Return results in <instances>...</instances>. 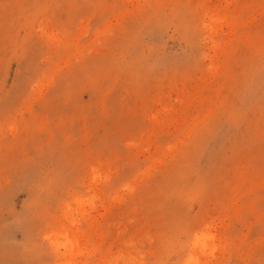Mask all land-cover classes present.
Here are the masks:
<instances>
[{
    "label": "rangeland",
    "instance_id": "obj_1",
    "mask_svg": "<svg viewBox=\"0 0 264 264\" xmlns=\"http://www.w3.org/2000/svg\"><path fill=\"white\" fill-rule=\"evenodd\" d=\"M0 264H264V0H0Z\"/></svg>",
    "mask_w": 264,
    "mask_h": 264
}]
</instances>
